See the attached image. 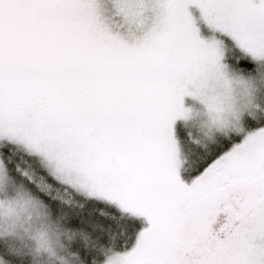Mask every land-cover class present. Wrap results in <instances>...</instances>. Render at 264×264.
<instances>
[{
	"label": "snow or ice",
	"instance_id": "6c2138e0",
	"mask_svg": "<svg viewBox=\"0 0 264 264\" xmlns=\"http://www.w3.org/2000/svg\"><path fill=\"white\" fill-rule=\"evenodd\" d=\"M235 78L254 102L193 142L183 86ZM0 182L58 233L0 227V264H264V0H0Z\"/></svg>",
	"mask_w": 264,
	"mask_h": 264
},
{
	"label": "rangeland",
	"instance_id": "374dc122",
	"mask_svg": "<svg viewBox=\"0 0 264 264\" xmlns=\"http://www.w3.org/2000/svg\"><path fill=\"white\" fill-rule=\"evenodd\" d=\"M184 98L175 105L176 114L183 121L193 142L211 139L216 131L223 130L230 118H235L241 108L253 103L257 84L241 78L225 84L213 83L209 92L220 101L184 86ZM222 101V102H221ZM43 162L49 171L59 179H66L57 164L48 156ZM8 225L18 231L26 243L38 251L51 252L58 240L55 226L49 222L45 207L26 191L23 184L8 191L0 182V227Z\"/></svg>",
	"mask_w": 264,
	"mask_h": 264
},
{
	"label": "trees",
	"instance_id": "16d2710c",
	"mask_svg": "<svg viewBox=\"0 0 264 264\" xmlns=\"http://www.w3.org/2000/svg\"><path fill=\"white\" fill-rule=\"evenodd\" d=\"M23 186H24V185H23ZM24 188H25V186H24ZM26 191H27L28 193H30L31 196H33L29 189L26 188ZM33 197L36 198L39 202H41L42 205H43V206L45 207V209H46V206L43 204L42 201H40V200H39L37 197H35V196H33ZM65 198H66V199H71V195H70V194H67ZM46 212H47V211H46Z\"/></svg>",
	"mask_w": 264,
	"mask_h": 264
}]
</instances>
